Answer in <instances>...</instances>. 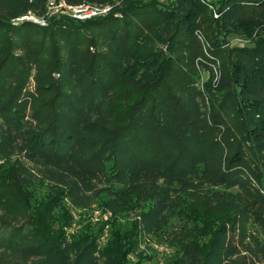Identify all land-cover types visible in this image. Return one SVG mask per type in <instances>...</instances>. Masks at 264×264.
<instances>
[{"label":"trees","instance_id":"trees-1","mask_svg":"<svg viewBox=\"0 0 264 264\" xmlns=\"http://www.w3.org/2000/svg\"><path fill=\"white\" fill-rule=\"evenodd\" d=\"M49 1L0 0V264H133L140 229L165 230L198 201L227 215L211 228L193 216L209 245L174 264H264V0H125L86 21H18ZM204 24L215 83L175 55ZM91 194L114 213L102 248L92 230L66 233L64 200Z\"/></svg>","mask_w":264,"mask_h":264},{"label":"rangeland","instance_id":"rangeland-1","mask_svg":"<svg viewBox=\"0 0 264 264\" xmlns=\"http://www.w3.org/2000/svg\"><path fill=\"white\" fill-rule=\"evenodd\" d=\"M105 1V4H83L82 10H80L81 8L79 9V7L73 10L69 8L67 9L69 6H65V0H50L46 6L44 16H37L34 13L29 12L28 15L23 18L44 26L49 16L54 17L57 14H65V10L67 14H71L68 16H72L74 19V16L80 11L87 13L88 11L100 7L101 9H107L112 6L120 5L125 0ZM157 1L161 3L167 2V0ZM105 13V9L100 10L97 11L96 15H92L88 19H80V21H86L96 17H104L107 15V13ZM21 19L22 18L18 21H23ZM204 30H207V24H204L202 27V39H197V42L188 43L183 49L175 52V55H177L179 60H181L190 70H196L198 72L201 83L209 81L211 77L212 81L215 83L221 77L220 62L209 50L210 40L207 37L208 34L206 35ZM230 41L232 46L245 45L252 47L255 45L257 39L255 36L253 38H247L236 35L231 38ZM167 83L169 88L180 98L184 96L185 87L183 86L184 83L182 81L169 79ZM133 91H130L129 88L121 89L118 91V93L121 94L117 95V99L121 102H129L135 96H133ZM5 162L6 169H9V165H13L14 159H8L5 160ZM6 172H8V170H6ZM89 196L93 197L87 203H82L76 198H67L64 200V205L73 218L70 226L66 228V233L68 239L71 240L72 236L79 234L80 232L92 230L94 235L97 234V243L100 248H102L110 243L112 237L111 232L114 228L112 224L114 213L102 205V199H104L105 194L103 196H94L93 194ZM192 210L193 212L188 215L182 214L181 219L172 220L165 230L144 232L140 229L137 232L138 240L140 242L138 244V249L135 252L132 250H130V252L127 251L126 259L128 262L133 264H174L183 259L182 257L188 248L195 247V245L202 247L208 246L211 235L210 232L202 230L203 224L209 220L206 228L214 227L225 218L227 214L221 209L215 208L203 201L193 203ZM141 211L142 209H137L119 215L121 217L118 220V223L124 224V226H127L128 224H136L139 220V214ZM197 214L203 217L202 221L204 223L202 224L200 222L198 223V227H195L193 225V216H196Z\"/></svg>","mask_w":264,"mask_h":264},{"label":"built area","instance_id":"built-area-1","mask_svg":"<svg viewBox=\"0 0 264 264\" xmlns=\"http://www.w3.org/2000/svg\"><path fill=\"white\" fill-rule=\"evenodd\" d=\"M65 6H69V7H67V9L69 8V9H76V8H78L79 7V9L80 10H82V5L81 6H70V5H65ZM73 7H75V8H73ZM104 10L105 9V12L108 14L109 12H110V10H111V8H104V9H101V7L100 8H96V9H94V10H92V11H88L87 13L86 12H81L80 10V12H78L74 17L76 18V19H82V20H84V19H88V18H90L92 15H96L97 14V11H100V10ZM65 13H66V10L64 11ZM81 13V14H80ZM105 13V14H106ZM67 14V13H66ZM68 15H71L70 13H68ZM215 15H216V13H215ZM217 16V15H216ZM72 17V16H71ZM74 18V19H75ZM24 19H26V18H22L21 20H24Z\"/></svg>","mask_w":264,"mask_h":264}]
</instances>
